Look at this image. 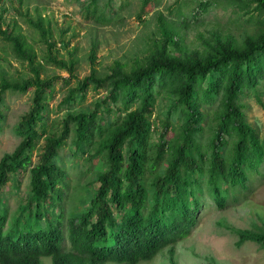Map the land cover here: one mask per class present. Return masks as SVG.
I'll return each instance as SVG.
<instances>
[{
	"label": "trees",
	"instance_id": "obj_1",
	"mask_svg": "<svg viewBox=\"0 0 264 264\" xmlns=\"http://www.w3.org/2000/svg\"><path fill=\"white\" fill-rule=\"evenodd\" d=\"M99 1L90 0L85 20H107ZM152 1L143 0L144 13ZM257 1L264 7V0ZM28 24L52 50L45 17ZM0 35L32 73L21 80L0 77V129L5 95L34 90L30 111L15 127L21 142L0 160V264H41L46 257L53 264H139L192 234L205 197L220 209L248 198L249 182L264 165V136L248 123L243 100L262 104L264 34L243 49L226 46L203 63L164 58L132 73L117 67L105 77L93 68L61 102L70 112L58 130L48 124L57 79L41 77L38 54L25 34L3 30L0 22ZM44 61L75 72L74 61L50 56ZM91 87L107 88L108 95L91 111H71ZM164 91L174 98L170 114L183 122L175 144L168 137L170 121L159 142L152 143L151 119ZM218 100L219 123L211 142L203 145L197 136L207 119L204 108ZM69 142L74 156L91 161L100 155L104 164L94 189L85 187L88 197L81 203L88 209L77 208L67 219L63 203L69 175L61 152ZM22 172L29 174L27 201L7 230L10 211L1 192L12 181L19 188ZM240 238L264 244V235L242 233Z\"/></svg>",
	"mask_w": 264,
	"mask_h": 264
},
{
	"label": "rangeland",
	"instance_id": "obj_2",
	"mask_svg": "<svg viewBox=\"0 0 264 264\" xmlns=\"http://www.w3.org/2000/svg\"><path fill=\"white\" fill-rule=\"evenodd\" d=\"M90 0H3L0 5V22L3 30L21 31L28 37L38 54L37 64L42 66L44 79L56 80L55 98L50 101L49 127L58 130L60 122L70 111L61 102L70 89L90 76L96 69L100 77L111 75L114 68L122 67L127 73L146 68L151 62L175 58L185 62H206L217 56L226 46L246 47L251 39L264 34V7L257 0H153L143 12V0H100L107 20L87 21L83 11ZM45 17L49 29L50 50L39 32L30 27L29 19ZM74 61L75 72L67 71L44 61L45 57ZM32 76L27 63L17 60L12 47L0 35V77L21 80ZM262 104L255 98H246L245 113L248 123L264 136V81L260 85ZM108 95V89L90 88L84 101L77 102L71 111H91L97 101ZM34 90L24 95L7 93L2 106L5 114L0 129V160L12 154L21 139L15 127L33 104ZM174 98L164 91L158 98L152 122V143L157 144L170 121L168 137L173 143L180 140L183 122L171 115ZM220 102L204 108L207 119L198 140L208 145L217 129ZM44 141L34 152L38 162ZM75 148L68 146L61 152L69 175V187L63 203L66 218L78 209L86 211L81 203L87 198L85 187L94 189L96 178L104 162L98 155L93 160L87 156H74ZM19 188L13 181L1 192L9 206L10 223L19 215L20 207L27 201L29 174L18 176ZM248 198L241 199L224 209L205 197V210L192 234L185 240L165 248L152 260L139 264H264V244L254 241L240 242L242 233L264 235V165L259 174L249 182ZM80 207V208H79ZM77 209V210H78ZM60 212V209H57ZM41 264H53L43 258Z\"/></svg>",
	"mask_w": 264,
	"mask_h": 264
}]
</instances>
